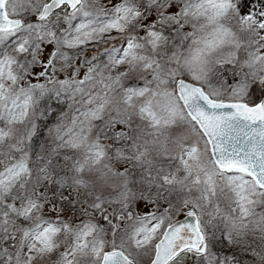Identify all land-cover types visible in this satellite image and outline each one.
I'll use <instances>...</instances> for the list:
<instances>
[{
    "label": "snow or ice",
    "instance_id": "1",
    "mask_svg": "<svg viewBox=\"0 0 264 264\" xmlns=\"http://www.w3.org/2000/svg\"><path fill=\"white\" fill-rule=\"evenodd\" d=\"M0 264H264V0H0Z\"/></svg>",
    "mask_w": 264,
    "mask_h": 264
},
{
    "label": "rangeland",
    "instance_id": "2",
    "mask_svg": "<svg viewBox=\"0 0 264 264\" xmlns=\"http://www.w3.org/2000/svg\"><path fill=\"white\" fill-rule=\"evenodd\" d=\"M175 131H179V129L175 130Z\"/></svg>",
    "mask_w": 264,
    "mask_h": 264
}]
</instances>
